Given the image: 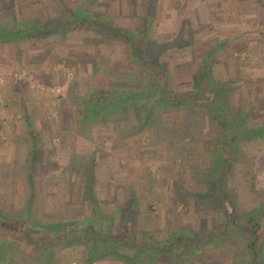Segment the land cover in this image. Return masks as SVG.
I'll return each mask as SVG.
<instances>
[{
  "label": "rangeland",
  "instance_id": "obj_1",
  "mask_svg": "<svg viewBox=\"0 0 264 264\" xmlns=\"http://www.w3.org/2000/svg\"><path fill=\"white\" fill-rule=\"evenodd\" d=\"M31 1V4H36L29 11L25 10L27 19L36 18L37 15L39 17V13L54 14L50 0ZM78 1L68 0V5L75 7ZM141 4V0H88L87 7L95 12L93 14H103L106 15L104 18L112 19L113 27L135 32L139 29ZM6 11V3L0 0V21ZM154 12L155 21H149L150 38L167 41L182 37L183 42L178 48H171L159 55V64H166L167 71L175 81L174 85L191 81L193 72L212 47L215 48L220 42H227L224 43V49L217 51L215 57L211 58L212 75L214 78L225 79L231 85L230 97H233L235 104L237 98L240 105L236 111H242L245 103L249 102L251 109L258 102L257 109L248 121L251 128L264 126V0H156ZM9 25L13 24L10 22ZM81 32L78 36L77 33L70 34L58 41L54 46L55 53L63 59L69 46L77 45L82 49V43L78 42L83 40L88 45L81 51L92 49L97 56V65L92 67L82 59L72 70L66 68L61 72L56 69L53 77L48 75V69L45 70L44 77L32 70L36 67L30 64L32 56L43 52L36 40L27 44L22 59L16 58L14 45L0 44V112L6 111L10 117L30 113L38 132H45L46 149L55 160V165H50L55 171L51 174L60 172L59 182L57 175H54L55 180L49 175L37 177L36 192L33 193L41 198L40 206L44 213L39 217L46 215L45 220L66 222L68 216L62 215L64 210L71 213L70 217L79 216L83 211L88 213L89 204H83L79 191L80 169L95 156L97 183L93 190L104 211L112 208L115 210L133 192L140 204L136 216L149 218L146 224L145 220H137L140 227L154 228L164 233L172 230L177 221L195 229L197 217L210 221L216 215L215 210H222L218 200H214L212 204L208 203L209 198H205V202L201 201L198 205L183 196V200L179 198L173 206L171 204V196L174 197L175 192L184 194L182 187L193 192L203 190V185L199 181L192 183L191 178L205 172L203 167L206 154H211L209 158L212 161L217 130L210 123V118L208 120L204 117V113L192 117L189 124L186 119L183 126L178 113L157 114L151 125L168 126L170 130L156 139L152 132L135 133V129L125 123L123 129L119 130V124H114L115 118L110 116L106 119L107 122L101 120L92 125L80 121L75 124L74 117L77 113L66 109L67 104L59 105V96L69 89L70 98L82 100L99 89L108 90L114 82L135 79L132 75L119 71V65L120 69L130 68L129 51L125 42L114 39L103 41L95 33ZM92 42L98 45L91 44ZM35 60L38 62L36 64L43 61L38 57ZM49 77L51 86L45 85L41 80ZM190 88L191 85L188 89ZM21 101H24L23 109H20ZM233 101L231 99V103ZM64 111H69V114L62 119ZM59 124L66 127L61 130ZM123 130L125 134L121 135ZM11 136L9 127L0 133V163L10 164L14 157L13 149L10 151L4 148ZM232 145H237L243 156L239 158L242 166L238 164L232 168L229 184L236 195L239 208L247 212L264 202V137L252 141L242 138ZM22 155L28 158L26 154ZM72 156L75 159L71 160ZM30 159L32 166L28 165L26 168L41 167L40 157ZM13 170L16 175L24 171L16 166L0 173L5 172L10 176ZM243 174L248 176L247 180L254 177L255 190L247 187ZM71 183L74 188L68 190ZM21 191L25 196L31 194L22 178L0 177V209L10 211L13 203L21 209L25 204V198L21 202L18 199ZM57 213L61 215L56 216ZM206 251L218 254L223 250L207 247ZM222 259V264L231 263L227 249ZM93 264L108 262L101 260Z\"/></svg>",
  "mask_w": 264,
  "mask_h": 264
},
{
  "label": "trees",
  "instance_id": "obj_2",
  "mask_svg": "<svg viewBox=\"0 0 264 264\" xmlns=\"http://www.w3.org/2000/svg\"><path fill=\"white\" fill-rule=\"evenodd\" d=\"M16 1L4 0L7 11L0 21V44L14 45L16 58L22 59L27 44L36 40L43 52L33 55L30 64H34L36 67L32 70L38 71L43 77L46 69L50 70L48 75L53 77L56 69L61 72L66 68L72 70L82 59L92 67L97 65V56L92 49L81 51L88 45L83 40L78 42L82 43V49L77 45L69 46L66 57L59 58L54 46L70 34L77 33L78 36L81 31L95 33L98 39L123 41L128 47L130 68L120 69L119 65V71H124L122 73L130 74L135 79L114 82L108 90L99 89L82 100L70 98L71 89L59 96L60 106L67 104L66 109L77 113L74 117L75 124L80 121L92 125L101 120L107 122L106 119L110 116L115 118L114 124H119V130L128 124L135 129V133L152 132L159 139L170 128L151 125L157 114L178 113L182 126L186 119L189 124L192 117L201 113L207 119L210 118L208 120L217 129L215 155L211 161V154H206L203 167L205 172L191 178L192 183L199 181L203 190L193 192L181 186L184 194L175 192L174 197L170 194L171 204L173 206L179 198L183 200V196L198 205L209 198L208 203L212 204L214 200H218L223 211L215 210L216 215L210 221L197 217V229L179 221L175 222L172 230L164 233L154 228L140 227L138 221L145 220L146 224L149 218L136 216L140 204L133 192L115 210H103L101 201L96 198L93 190L97 183L96 158L93 156L80 169L79 191L83 204H89L88 213L83 211L79 216L70 217L71 213L64 210L62 215L68 216L66 222L45 220L46 215L39 217L44 214L40 206L41 198L33 193L36 192L37 177L49 175L55 180L54 175H57L58 182L60 177V172L51 174L55 171L50 165L55 160L46 149L45 132H38L28 112L12 117L6 111L0 112V133L7 127L12 133L4 148L10 151L13 149L14 152L10 164L0 163V171L16 166L24 169L18 175L15 170L10 176L5 172L0 173V177L22 178L23 184L31 193L25 196L21 191L18 194L19 202L25 198L21 209L18 205L15 207L14 203L10 211L0 209V264H93L101 260L108 264H222L225 249L231 256L230 264H264V202L250 211H241L229 184L232 168L241 165L239 158L243 156L238 151V146L232 143L242 138L250 141L263 138L264 126L251 128L248 121L257 109L258 102L251 109L249 102L245 103L242 111H236L240 105L237 98L235 104L233 97H230L231 85L225 79L214 78L212 75L211 58L215 57L217 51L224 49L227 42H220L215 48L212 47L200 66L197 62L198 67L193 72L191 81H177L178 86H175L166 64H159V55L171 48H178L183 41L180 36L167 41L150 38L149 21L156 19V0H141L139 29L135 32L113 27V20L104 18L106 15L93 14L95 12L87 7L88 0H79L75 7H70L68 0H50L54 14L39 13V17L37 15L32 19H27L24 13L25 10L34 8L36 3L31 4V0ZM37 57L43 60L41 64H36ZM50 77L41 80L45 85L51 86ZM190 85L191 88L188 89ZM23 102L20 103V109L24 108ZM67 114L69 111H64L61 118L65 119ZM59 126L61 130L66 127L63 124ZM124 134L123 130L121 135ZM21 152L28 158L22 157ZM30 157H40L41 167L26 168L28 165L32 166ZM73 159L74 156L71 157ZM243 178L250 190L256 189L254 177L247 180L248 176L243 174ZM19 185L21 186L20 183ZM72 187L74 188L71 183L68 190ZM58 215L61 213L56 214ZM207 247L221 248L223 251L218 254L208 253Z\"/></svg>",
  "mask_w": 264,
  "mask_h": 264
},
{
  "label": "crops",
  "instance_id": "obj_3",
  "mask_svg": "<svg viewBox=\"0 0 264 264\" xmlns=\"http://www.w3.org/2000/svg\"><path fill=\"white\" fill-rule=\"evenodd\" d=\"M7 110L9 109V106H8V104H7V108H6ZM9 114V113H8Z\"/></svg>",
  "mask_w": 264,
  "mask_h": 264
}]
</instances>
